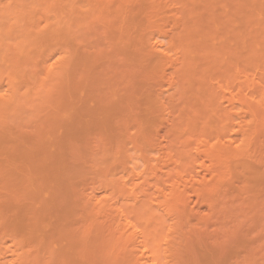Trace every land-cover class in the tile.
Returning a JSON list of instances; mask_svg holds the SVG:
<instances>
[{
	"label": "bare ground",
	"instance_id": "obj_1",
	"mask_svg": "<svg viewBox=\"0 0 264 264\" xmlns=\"http://www.w3.org/2000/svg\"><path fill=\"white\" fill-rule=\"evenodd\" d=\"M0 264H264V0H0Z\"/></svg>",
	"mask_w": 264,
	"mask_h": 264
}]
</instances>
